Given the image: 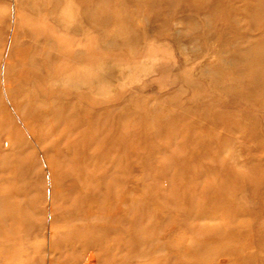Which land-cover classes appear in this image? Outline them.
I'll return each mask as SVG.
<instances>
[{
    "label": "rangeland",
    "instance_id": "374dc122",
    "mask_svg": "<svg viewBox=\"0 0 264 264\" xmlns=\"http://www.w3.org/2000/svg\"><path fill=\"white\" fill-rule=\"evenodd\" d=\"M217 1L0 0V264H264V0Z\"/></svg>",
    "mask_w": 264,
    "mask_h": 264
},
{
    "label": "bare ground",
    "instance_id": "6f19581e",
    "mask_svg": "<svg viewBox=\"0 0 264 264\" xmlns=\"http://www.w3.org/2000/svg\"><path fill=\"white\" fill-rule=\"evenodd\" d=\"M130 1H135V0H130ZM151 1H154V3H155V0H151ZM161 1L162 0H160V2L159 3H161ZM163 1H165V0H163ZM166 1H168V0H166ZM214 1V3H211L212 1L210 0H204V2L205 3H207L208 2V4H209V2L211 3V4H213V8L214 9H217V10H219V8H218V6H217V0H213ZM99 0H80V4L82 5V6H94V7H96L97 5H99ZM101 2V1H100ZM124 2V0H117V3H120V4H122ZM220 2V1H219ZM155 4H157V3H155ZM162 4V3H161ZM161 4H159V7H160V5ZM173 4V3H172ZM210 4V5H211ZM164 6H163V8L162 7H160V8H158V10H161V8H162V10H161V12L162 11H164L165 9L164 8H166L165 6L167 5H165V3L163 4ZM168 5H169V3H168ZM167 5V6H168ZM162 6V5H161ZM170 6L172 7V5L170 4ZM205 6H206V4H205ZM157 7H158V4H157ZM170 7V8H171ZM209 6L207 5V7L206 8H208ZM256 7H258V10H257V12H256V10L255 11H253L252 13H251V15H250V17H251V19L252 20H257L258 19V15H260L261 17H262V13H263V11H264V2L263 3H261L260 5H258V6H256ZM169 8V9H170ZM88 9V8H87ZM97 9V8H96ZM116 9H118V8H116ZM164 9V10H163ZM204 9V8H203ZM156 10H157V8H156ZM155 10V12H157ZM167 10V9H166ZM87 11V10H86ZM84 11L83 12V17L85 16V14H87L89 17H91V15H90V13L87 11ZM199 11V10H198ZM160 11H159V14L161 13ZM165 12V11H164ZM164 12H162V13H164ZM218 12V11H217ZM158 13V12H157ZM162 13H161V15H162ZM156 15V14H155ZM213 16V20L215 21V20H217V18H219L220 16H222V15H220V13L218 12V14H216V15H212ZM223 16H226V15H223ZM156 17H159V16H156ZM225 18V17H224ZM229 18V17H228ZM227 18V19H228ZM161 19V18H160ZM259 20V19H258ZM258 20H257V22H258ZM120 21V20H119ZM258 24V23H257ZM213 28V27H212ZM228 28L230 29V28H233L232 27V25H228ZM62 46H63V44H62ZM60 48V47H59ZM65 48H66V46H65ZM257 50L254 48V49H248L247 51H245V53L244 54H241L240 56H238V53L240 54V52H238L237 53V56H235V57H233L235 60H237L238 62H242V61H246L245 59H247L248 60V62H250V65H255V66H259V69H255L254 70V76H253V78H252V80L250 81V82H248V84H247V88H248V92L246 93L247 94V96L248 97H250V98H254V96H259V101H260V103H261V105H263L264 106V54L263 55H258L257 54V52H256ZM236 52V51H235ZM74 57V56H73ZM73 61H75V59H73ZM79 61V60H78ZM247 62V61H246ZM253 67V66H252ZM80 68H81V66H80ZM65 69H67V68H65ZM63 72V71H62ZM61 73V72H60ZM59 74V73H58ZM221 74L222 75H224V76H226V74L227 73H225V70L224 69H222L221 70ZM223 78V77H222ZM72 82V81H71ZM74 83V82H73ZM79 85H80V83H79ZM104 121V120H103ZM144 125H146V126H148L147 125V123H145ZM81 136V135H80ZM81 138V137H80ZM219 159V158H218ZM219 161V160H218ZM188 173V172H187ZM189 174V173H188ZM143 190L144 189H142L141 190V195H143ZM232 194V193H231ZM233 196V195H232ZM182 197V196H181ZM164 199H166L165 198V196H156V197H154V196H152V198H151V200L154 202V201H156L159 205H160V203H165L166 204V200H164ZM170 203V202H169ZM164 205V204H163ZM162 204L160 205V206H163ZM138 212H139V210H138ZM154 214V213H153ZM153 214H151L150 215V213H149V215H150V219L153 217L152 215ZM156 217V216H155ZM140 232H141V230H140ZM86 246H87V243L85 244ZM83 246L84 248L86 247V246Z\"/></svg>",
    "mask_w": 264,
    "mask_h": 264
}]
</instances>
